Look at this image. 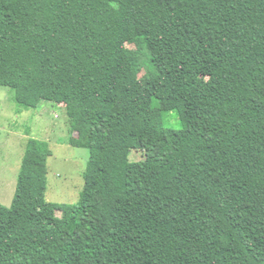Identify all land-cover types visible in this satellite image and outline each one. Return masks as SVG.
<instances>
[{
    "label": "trees",
    "instance_id": "trees-1",
    "mask_svg": "<svg viewBox=\"0 0 264 264\" xmlns=\"http://www.w3.org/2000/svg\"><path fill=\"white\" fill-rule=\"evenodd\" d=\"M4 88L90 157L52 202L29 140L0 264H264V0H0Z\"/></svg>",
    "mask_w": 264,
    "mask_h": 264
},
{
    "label": "rangeland",
    "instance_id": "rangeland-1",
    "mask_svg": "<svg viewBox=\"0 0 264 264\" xmlns=\"http://www.w3.org/2000/svg\"><path fill=\"white\" fill-rule=\"evenodd\" d=\"M157 125L160 114L154 115ZM180 127V121L172 123ZM74 135L64 108L45 101L37 107L15 99L10 88L0 90V202L10 206L22 161L31 138L49 143L52 155L47 161V199L57 203H76L85 185L90 150L69 144ZM133 153L132 159H141Z\"/></svg>",
    "mask_w": 264,
    "mask_h": 264
},
{
    "label": "crops",
    "instance_id": "crops-1",
    "mask_svg": "<svg viewBox=\"0 0 264 264\" xmlns=\"http://www.w3.org/2000/svg\"><path fill=\"white\" fill-rule=\"evenodd\" d=\"M44 102L45 101H43L41 104H39L38 106H41L42 104H44ZM71 138V137H70ZM70 138H69V140L67 141L69 144H70ZM17 181H18V179H17ZM16 185H17V182H16ZM16 189V188H15Z\"/></svg>",
    "mask_w": 264,
    "mask_h": 264
}]
</instances>
